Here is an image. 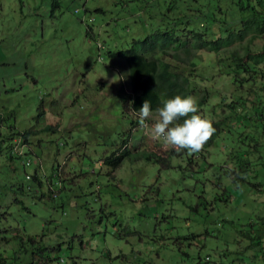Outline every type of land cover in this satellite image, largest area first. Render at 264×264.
Segmentation results:
<instances>
[{"label": "rangeland", "instance_id": "rangeland-1", "mask_svg": "<svg viewBox=\"0 0 264 264\" xmlns=\"http://www.w3.org/2000/svg\"><path fill=\"white\" fill-rule=\"evenodd\" d=\"M167 1L0 0V240L12 236L2 250L19 242L34 264H195L197 257L217 264L225 250L253 257L239 231L264 216V192L227 176L235 152L229 133L198 154L201 164L189 163L197 154L188 152L173 158L182 178L144 159H122L116 168L107 162L124 150L164 158L171 150L139 126L136 113L123 114L122 77L110 55L152 32ZM210 82L215 94L205 115L214 119L212 106L235 98L227 76ZM257 170L249 181L264 182V167ZM224 189L230 201L215 206ZM233 257L227 263H246Z\"/></svg>", "mask_w": 264, "mask_h": 264}, {"label": "trees", "instance_id": "trees-1", "mask_svg": "<svg viewBox=\"0 0 264 264\" xmlns=\"http://www.w3.org/2000/svg\"><path fill=\"white\" fill-rule=\"evenodd\" d=\"M159 5V13H155L156 27L152 32L133 40L124 50L110 52L113 58L111 67L118 69L122 77L117 97L124 108L123 114L130 111L136 113L145 100L150 102L156 113L155 110L165 100L176 95L194 97L198 114L210 121L216 131L203 149L194 153L197 155H188L189 163L194 162V166L201 164L205 159L198 154H204L223 133H229L230 149H235V152L231 155L234 167L227 176L234 182H248L258 191L264 192L263 181H249V178L260 177L258 165L264 167V0H169ZM203 53L212 57L206 59ZM217 74L230 79L235 99L228 105L222 100L227 112L224 110L219 116L216 114L222 105H213L209 114L215 118L209 119L205 109L209 108L215 94L210 80ZM204 80L210 85L204 84ZM149 121L153 122L152 119ZM182 122L183 118L178 121ZM10 134L16 132L12 130ZM21 134L27 138L32 132L25 130ZM232 137L234 140H230ZM9 138L11 140L12 136ZM184 152L187 151L176 152L171 149L164 158L153 152L132 153L124 150L119 155L113 153L107 162L116 168L122 159H129L130 162L144 159L159 165V171L175 169L182 178L184 167L180 164L173 167L171 161ZM253 154H257V158L252 159ZM14 157L10 152V159ZM164 162H167L165 167L162 166ZM196 173L201 171H191V175L196 176ZM34 178L38 181L37 176ZM14 186L12 183L11 189ZM18 190L22 192L24 187L20 185ZM229 197L230 191L224 189L221 195L215 196L213 204H227ZM206 204L203 202L202 205ZM214 208H207V212L210 213ZM245 227L239 234L246 240L242 242L243 248L252 250L253 257L238 256L245 255L242 250H225L219 252L221 259L217 264H229L227 260L230 256H234L232 260L235 258L246 262L244 264H248L252 258L257 261L256 264H264V216H258L257 220ZM10 238L0 242L9 241ZM13 239L18 241L14 235ZM17 244L19 246L15 250H2L0 246V264H34V257L27 263L24 261L30 251L19 242ZM212 250H217V247ZM205 259L197 257L195 264H206Z\"/></svg>", "mask_w": 264, "mask_h": 264}, {"label": "clouds", "instance_id": "clouds-1", "mask_svg": "<svg viewBox=\"0 0 264 264\" xmlns=\"http://www.w3.org/2000/svg\"><path fill=\"white\" fill-rule=\"evenodd\" d=\"M155 111L154 121L149 125L146 121L153 119V110L150 102L145 100L136 111L139 126L149 129L152 138H162L164 145L176 152H200L216 131L210 121L198 114L197 101L192 96L176 95L165 100ZM182 118L183 122L178 123Z\"/></svg>", "mask_w": 264, "mask_h": 264}, {"label": "built area", "instance_id": "built-area-1", "mask_svg": "<svg viewBox=\"0 0 264 264\" xmlns=\"http://www.w3.org/2000/svg\"><path fill=\"white\" fill-rule=\"evenodd\" d=\"M26 164L29 165V162H27ZM27 177H29V175H27Z\"/></svg>", "mask_w": 264, "mask_h": 264}]
</instances>
